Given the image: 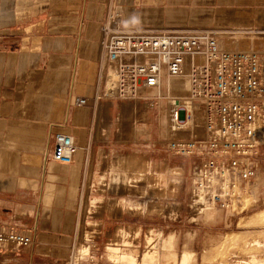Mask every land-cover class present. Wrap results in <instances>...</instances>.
<instances>
[{
  "label": "crops",
  "instance_id": "obj_1",
  "mask_svg": "<svg viewBox=\"0 0 264 264\" xmlns=\"http://www.w3.org/2000/svg\"><path fill=\"white\" fill-rule=\"evenodd\" d=\"M115 13L122 14L129 28H217L226 33L221 44L229 47L228 38L235 39V47L229 48L264 49V37L241 36L250 39L241 43L233 32L264 29V0H0V230H21L36 238L19 253L0 250V259L36 264L59 260L58 252H68L88 172L93 164L100 173L101 152L107 158L118 154L112 187L130 191L148 183V161L129 152L130 141L118 140L117 134L121 115L135 113L139 119L144 111L98 98L103 88L100 26ZM165 83L175 94L186 88L188 92L186 79ZM77 96L88 97L89 104L76 106ZM167 119L168 110L162 116L165 123ZM59 131L73 135L79 144L70 164L51 158ZM135 164L138 170L129 175ZM157 179L164 181L161 175ZM143 206L126 201L131 211L141 213ZM111 209L102 216H117ZM117 232L129 234L122 228ZM85 236L90 237L88 232ZM174 239L172 232L166 246ZM108 249L109 256L111 250L122 251L118 263H136V249L116 244Z\"/></svg>",
  "mask_w": 264,
  "mask_h": 264
},
{
  "label": "built area",
  "instance_id": "obj_2",
  "mask_svg": "<svg viewBox=\"0 0 264 264\" xmlns=\"http://www.w3.org/2000/svg\"><path fill=\"white\" fill-rule=\"evenodd\" d=\"M100 31L103 88L98 98L146 100L151 105L167 99L179 129L201 112L203 134L186 129L192 135L173 136L166 143L173 155L197 158L190 207L197 215L213 208H243L264 146V49L229 48L213 29L129 28L121 13L108 16ZM243 33L264 34V30ZM164 74L187 77L188 93L174 95L169 89L163 94ZM151 89H157V95L146 93ZM89 102L86 96L75 98L79 107ZM79 148L73 135L56 132L51 158L70 164ZM33 243L30 235L0 231V247L17 249Z\"/></svg>",
  "mask_w": 264,
  "mask_h": 264
},
{
  "label": "rangeland",
  "instance_id": "obj_3",
  "mask_svg": "<svg viewBox=\"0 0 264 264\" xmlns=\"http://www.w3.org/2000/svg\"><path fill=\"white\" fill-rule=\"evenodd\" d=\"M201 29H213L217 30L220 36L226 35L223 30L217 28ZM234 31H237L239 37H264V34H244L245 30ZM241 38V43H248L250 40ZM234 41V38H228L227 45L235 47ZM166 79L171 82L182 79L188 81L187 77L175 79L164 74L161 87L163 94L170 89L166 87ZM186 90L187 88L184 89L183 94H175L173 91L172 94L186 95L188 93L185 92ZM146 93L155 96L158 90L151 89ZM120 101L123 102V109L129 107V109L138 108L144 111V116L139 119L135 113L125 117L121 115L117 134L118 140L130 141L129 152H136L139 154L137 155L139 159L148 161L149 167L146 173L148 183H139L137 184L139 187H134L130 191L112 187V176L117 173L113 166L118 159L116 158L118 154L107 158L106 153L101 152L102 165L99 174L93 170V162H91L92 166L87 176L88 182L80 200L79 216L75 219L73 238L70 240L68 252L65 254L58 252L56 255H59L60 259L51 260L52 262H49L50 259L43 253V256L49 260H38L36 264H116L110 259L108 249L115 244L122 249L126 246L129 249H136L133 251L136 252L135 264H141L142 258V264L147 262L180 264V259L186 250L190 251L186 253L195 255L193 262L188 264H264V146L258 158V174L248 187L243 208L235 211L214 208L205 214L197 215L190 207L193 168L197 160L192 156L173 155L166 147L167 141L172 138L170 136L175 135L171 132L170 121L167 119L165 123L162 120V116L167 110L169 111V101L154 100L153 105L146 100ZM198 114L201 116V112ZM202 125L203 120L196 128L198 135L204 132ZM167 129H169L168 132H166ZM138 130L141 132H137ZM190 135H192L190 131H181L177 134V136ZM92 155L93 161L94 153ZM137 166L139 165L135 164L131 170L128 169L127 173L131 175L132 169H137ZM97 175H99V181L96 183ZM158 175L163 176V182L157 179ZM155 187L157 189H154ZM151 191L156 195H149ZM145 192L148 195H142ZM126 201L130 204L140 203L144 205V210L141 213L128 210ZM109 208H112L111 210L117 216H102ZM173 208L174 212H172ZM123 212H127V215L121 216ZM94 224L96 227L93 226ZM94 227L95 230H93ZM120 228L127 230L129 234L124 237L118 236L117 231ZM0 231L27 234L33 237V245L36 243V238L30 233L21 230ZM86 232L90 235L88 239L85 236ZM151 232L155 239L149 245L148 237ZM172 232L175 233L174 243L172 246H166V239ZM125 240L130 243H126ZM33 245L17 249L3 246L0 250L16 254ZM84 245L89 247V251L84 254L85 256H78L80 247H86L88 250V247ZM118 252L122 251L111 250V254L118 255ZM118 258L120 260L119 255ZM0 264L26 263L10 260L7 256L0 259Z\"/></svg>",
  "mask_w": 264,
  "mask_h": 264
},
{
  "label": "bare ground",
  "instance_id": "obj_4",
  "mask_svg": "<svg viewBox=\"0 0 264 264\" xmlns=\"http://www.w3.org/2000/svg\"><path fill=\"white\" fill-rule=\"evenodd\" d=\"M189 60H188V64H187V67H186V73H188L189 71ZM175 79H178V78H175ZM170 106V105H169ZM170 112H171V107H169V111H168V120L170 121L171 123V129L173 132V134H175L174 136H177L178 132L181 133V130H186V129H190V130H193L195 129V131H191V132H196V128L198 126V124H200V121L202 120V116H200L198 113H196L193 118H191L190 120H187L184 124H182V127H184L185 129H179L180 127L178 125L180 124H177V122H174L171 117H170ZM195 127V128H194ZM170 137H173V136H170ZM214 209V208H213ZM213 209H210L208 211H211ZM208 211H205V213H207ZM204 213V214H205ZM94 226V225H93ZM96 229V228H95ZM120 233V232H119ZM155 239L154 237V234L151 232L149 234V237H148V243L149 245L152 243V241ZM118 243V242H117ZM115 248V247H114ZM79 251L77 252L78 253V256H83L84 254L87 253V248L86 247H80V249H78ZM85 256V255H84ZM193 256H195L194 254L192 253H186L182 256V258L180 259V264H188L189 262H193L192 259H193ZM110 259L115 261V263H118L119 261V258H118V255L115 254V253H112L110 254ZM178 262V261H177ZM176 264V262H175Z\"/></svg>",
  "mask_w": 264,
  "mask_h": 264
}]
</instances>
